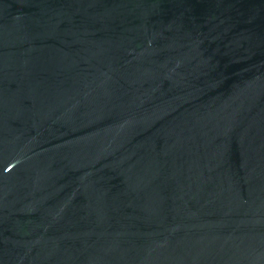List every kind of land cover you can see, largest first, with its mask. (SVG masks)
I'll use <instances>...</instances> for the list:
<instances>
[{
	"label": "water",
	"instance_id": "water-1",
	"mask_svg": "<svg viewBox=\"0 0 264 264\" xmlns=\"http://www.w3.org/2000/svg\"><path fill=\"white\" fill-rule=\"evenodd\" d=\"M0 264H264V0H0Z\"/></svg>",
	"mask_w": 264,
	"mask_h": 264
}]
</instances>
